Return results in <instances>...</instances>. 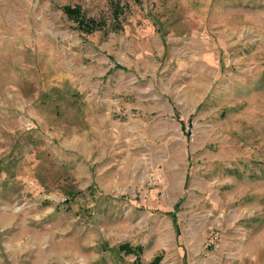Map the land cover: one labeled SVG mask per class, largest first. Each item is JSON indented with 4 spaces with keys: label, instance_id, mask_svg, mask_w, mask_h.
<instances>
[{
    "label": "rangeland",
    "instance_id": "obj_1",
    "mask_svg": "<svg viewBox=\"0 0 264 264\" xmlns=\"http://www.w3.org/2000/svg\"><path fill=\"white\" fill-rule=\"evenodd\" d=\"M144 81L208 91L128 117ZM122 243L264 264V0H0V264H134Z\"/></svg>",
    "mask_w": 264,
    "mask_h": 264
},
{
    "label": "crops",
    "instance_id": "obj_2",
    "mask_svg": "<svg viewBox=\"0 0 264 264\" xmlns=\"http://www.w3.org/2000/svg\"><path fill=\"white\" fill-rule=\"evenodd\" d=\"M196 39H192L191 43L195 41ZM194 44V45H198ZM203 45V43H201ZM201 46V45H200ZM193 56L198 58V61L195 62L194 66L199 68V70H202L203 68L207 67L208 65V60H209V52L206 49L200 48L197 50H193ZM208 70V68H205ZM128 85V84H127ZM126 85V86H127ZM203 86H197V88L194 89V93L200 92V97L198 100L191 102L190 108L186 110V108H183L180 110L175 102L170 101L168 98H164L162 100H158V96L154 90V86L152 83L144 81L141 86L137 87L135 92L138 94V101L136 100L133 103H128V97L129 93L133 92V90L129 88H123L121 92V97H120V104L123 106L124 112L127 113V116L130 117L128 114H132L134 116H147L149 114H158L159 112L162 113V115H165L166 117L174 115V110L179 111L181 115L185 114L186 111H194L198 104L200 103L202 96L206 94L208 91V86L207 84ZM203 87V88H201ZM141 94L144 96L141 97ZM199 95V94H198ZM149 99V100H147ZM182 108V107H181ZM177 116V115H176ZM181 123V122H180ZM181 127H183L181 123Z\"/></svg>",
    "mask_w": 264,
    "mask_h": 264
},
{
    "label": "trees",
    "instance_id": "obj_3",
    "mask_svg": "<svg viewBox=\"0 0 264 264\" xmlns=\"http://www.w3.org/2000/svg\"><path fill=\"white\" fill-rule=\"evenodd\" d=\"M64 11L67 13L69 17L72 16V18L75 19L76 22L80 25V27L84 28L86 32H92L95 30H98L102 28L103 21L102 20H95L94 18H85L83 15L80 14L79 7H70L68 5L63 7ZM117 13V12H116ZM115 13V15H116ZM182 123V122H181ZM168 213L173 214L171 211H168ZM175 225V222H174ZM119 250L123 251L126 254H134L136 256V261L134 264H140L139 263V257L143 251V247L140 244L137 245H130L129 243H122L118 246ZM157 258H154L150 263L153 264L156 261Z\"/></svg>",
    "mask_w": 264,
    "mask_h": 264
},
{
    "label": "built area",
    "instance_id": "obj_4",
    "mask_svg": "<svg viewBox=\"0 0 264 264\" xmlns=\"http://www.w3.org/2000/svg\"><path fill=\"white\" fill-rule=\"evenodd\" d=\"M189 128L188 127H186V130H188ZM193 134V131L192 130H190V136ZM144 196H146V194H144ZM212 243H213V245L215 246V247H217L219 244H220V241H221V238H219L218 236H217V234H215L214 236H213V238H212Z\"/></svg>",
    "mask_w": 264,
    "mask_h": 264
}]
</instances>
